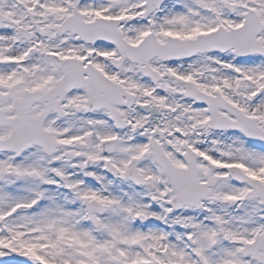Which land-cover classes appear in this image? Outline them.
I'll use <instances>...</instances> for the list:
<instances>
[{"label": "snow or ice", "instance_id": "obj_1", "mask_svg": "<svg viewBox=\"0 0 264 264\" xmlns=\"http://www.w3.org/2000/svg\"><path fill=\"white\" fill-rule=\"evenodd\" d=\"M0 264H264V0H0Z\"/></svg>", "mask_w": 264, "mask_h": 264}]
</instances>
